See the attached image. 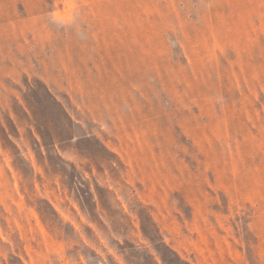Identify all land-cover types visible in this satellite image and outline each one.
Wrapping results in <instances>:
<instances>
[{
	"label": "rangeland",
	"instance_id": "rangeland-1",
	"mask_svg": "<svg viewBox=\"0 0 264 264\" xmlns=\"http://www.w3.org/2000/svg\"><path fill=\"white\" fill-rule=\"evenodd\" d=\"M0 264H264V0H0Z\"/></svg>",
	"mask_w": 264,
	"mask_h": 264
}]
</instances>
